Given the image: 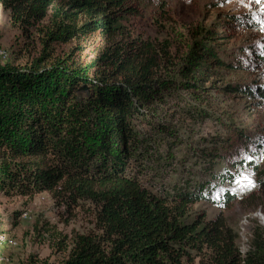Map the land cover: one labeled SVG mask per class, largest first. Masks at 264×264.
<instances>
[{"label":"rangeland","instance_id":"rangeland-1","mask_svg":"<svg viewBox=\"0 0 264 264\" xmlns=\"http://www.w3.org/2000/svg\"><path fill=\"white\" fill-rule=\"evenodd\" d=\"M247 2L130 0L136 13L123 22L127 37L156 45L167 42L171 53L159 83L136 97L141 112L133 113L131 120L133 159L127 172L154 194L203 188L204 199L191 209L190 220L199 215L208 222L223 217L238 234L244 257L255 229L264 228V202L247 199L259 191L253 167L264 169V31L253 19L255 14L264 20V12L255 3L246 7ZM197 29L214 30L216 41L208 45V40L197 38ZM43 38L37 26L12 23L10 12L0 7L1 63L30 65L44 50ZM200 40L224 68L213 69L199 81L186 72L197 62ZM97 44L84 51L76 50L75 42L52 48L58 58L75 51L76 62L90 63L100 55L98 46L104 49ZM229 86L250 90L252 96L233 93ZM96 102L88 87H81L59 120L58 145L72 162L100 165L123 148L115 144L106 154L103 146L118 135L110 136L111 117L99 111ZM227 193L234 196L230 209L224 204ZM95 213L90 203L68 208L49 193L33 198L0 194V264L72 260L78 237L97 232ZM204 254L191 251L192 261L184 264H212L211 253Z\"/></svg>","mask_w":264,"mask_h":264},{"label":"trees","instance_id":"trees-1","mask_svg":"<svg viewBox=\"0 0 264 264\" xmlns=\"http://www.w3.org/2000/svg\"><path fill=\"white\" fill-rule=\"evenodd\" d=\"M131 5L130 0H0L12 23L37 26L44 37V50L30 65L0 62V194L49 193L68 208L82 202L95 207L97 232L79 236L72 260L63 264H184L192 261L191 251L210 252L212 264H264V228L255 229L244 257L238 234L223 217L190 220L191 209L204 199L203 188L154 194L127 172L133 159L131 120L141 112L136 97L155 88L171 60L167 42L126 36L123 22L136 13ZM197 35L208 45L217 39L212 29H197ZM73 42L80 51L91 43L104 49L98 46L100 55L90 63L76 62L75 51L56 57L54 45ZM200 43L197 62L186 72L199 81L224 68L207 43ZM81 87H88L99 111L111 117L110 136L118 135L103 146L106 154L115 144L123 147L100 165L72 162L58 145L59 120ZM228 89L252 96L247 89ZM253 170L259 191L247 199L264 202V169ZM233 203L227 193L225 208Z\"/></svg>","mask_w":264,"mask_h":264},{"label":"snow or ice","instance_id":"snow-or-ice-1","mask_svg":"<svg viewBox=\"0 0 264 264\" xmlns=\"http://www.w3.org/2000/svg\"><path fill=\"white\" fill-rule=\"evenodd\" d=\"M240 3H244V0H240ZM252 3H255L257 5H261V11L264 12V0H248L247 4H245L246 7L251 6ZM253 19L256 20V22L260 25L261 31H264V20H258L255 14H253ZM247 159H251L250 156L246 157ZM246 180H248V183H251L250 179L245 177Z\"/></svg>","mask_w":264,"mask_h":264},{"label":"bare ground","instance_id":"bare-ground-1","mask_svg":"<svg viewBox=\"0 0 264 264\" xmlns=\"http://www.w3.org/2000/svg\"><path fill=\"white\" fill-rule=\"evenodd\" d=\"M256 213V212H255ZM261 220V219H260ZM5 240H3V242H4Z\"/></svg>","mask_w":264,"mask_h":264}]
</instances>
